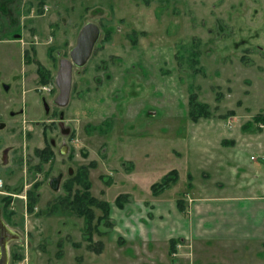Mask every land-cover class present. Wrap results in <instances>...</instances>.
<instances>
[{"label":"rangeland","instance_id":"rangeland-1","mask_svg":"<svg viewBox=\"0 0 264 264\" xmlns=\"http://www.w3.org/2000/svg\"><path fill=\"white\" fill-rule=\"evenodd\" d=\"M86 22L100 27V37L86 65L73 69L68 105L58 107L59 62ZM35 61L51 81L38 82ZM190 94L210 112L197 128ZM232 115L264 122V0H0V219L14 233L7 264H177L161 237L168 225L131 239L126 218L142 222L152 204L188 193L189 174L194 185L220 179L200 123ZM46 145L53 154L40 162L34 149ZM89 163L90 191L109 202L113 223H97L95 208L93 225L103 232L94 229L91 241L82 217L49 212L64 181ZM245 166L230 182L255 180ZM172 169L176 183L153 195L151 185ZM119 194L128 195L121 208Z\"/></svg>","mask_w":264,"mask_h":264},{"label":"crops","instance_id":"crops-1","mask_svg":"<svg viewBox=\"0 0 264 264\" xmlns=\"http://www.w3.org/2000/svg\"><path fill=\"white\" fill-rule=\"evenodd\" d=\"M233 118L235 122H230ZM258 122H239L232 115L224 122L200 123L201 133H209L204 149L214 152L207 155L220 179L208 186L194 185L190 174L188 193L152 204V214H143L142 222L126 218L125 233L131 239L137 232L142 237H155L168 225L161 237L164 241L173 239L176 247L183 248H175L171 254L177 264H264V130ZM198 123L193 121L195 128ZM198 139L194 137L195 142ZM246 150H255L256 158L250 155V161L246 160ZM245 165H250L255 180L230 182L239 169L245 171ZM259 177L263 180H256Z\"/></svg>","mask_w":264,"mask_h":264},{"label":"trees","instance_id":"trees-1","mask_svg":"<svg viewBox=\"0 0 264 264\" xmlns=\"http://www.w3.org/2000/svg\"><path fill=\"white\" fill-rule=\"evenodd\" d=\"M43 1H41L42 3ZM41 12V11H40ZM132 42L135 44L136 39L133 38ZM36 65V74L38 77V82L40 84L48 83L52 80L51 72L49 69H46L39 61H35ZM188 113L193 121H198L200 117H208L210 112L206 104L196 101L195 95L190 94L188 98ZM262 117L258 116L254 121H260ZM263 121V120H262ZM260 121V122H262ZM34 154L39 158L40 162H45L49 160L53 152L51 147L48 145L43 148L34 149ZM94 167L93 163L89 165H79L74 173L70 175L63 183L64 194L58 196L55 203L52 204L51 211L56 210L57 208H62L65 211H69L76 216L82 217L85 223L83 237L87 241H91V234L95 231L102 233L103 231L93 225V220L95 219V208H98L102 214L96 218L97 223L105 219L107 225H113L110 221V205L109 202L99 199L92 195L91 181L89 177V169ZM189 181L192 177L188 175ZM178 180V171L172 169L168 171L164 177L158 182H155L151 185V192L153 195H157L164 190L168 189L170 186L176 183ZM190 185V182L188 183ZM18 191V189H17ZM11 195L3 196V202L6 205L11 200ZM28 206L27 209L29 212L33 211L35 199L32 192H28ZM128 199L127 194H119L115 197L114 203L116 207H123L124 202ZM101 246V243H98ZM177 242L173 239L169 241V252L170 254L175 252ZM16 257V256H15Z\"/></svg>","mask_w":264,"mask_h":264},{"label":"water","instance_id":"water-1","mask_svg":"<svg viewBox=\"0 0 264 264\" xmlns=\"http://www.w3.org/2000/svg\"><path fill=\"white\" fill-rule=\"evenodd\" d=\"M100 37V27L93 22H86L79 29L75 44L69 51L68 58H62L59 62V68L55 75V85L58 93L54 99L58 107H65L70 100L72 89V72L74 68L83 67L90 59L94 47ZM58 177H53L51 187L56 190L58 187ZM12 231L0 219V264H7L8 249L5 236L10 237Z\"/></svg>","mask_w":264,"mask_h":264},{"label":"built area","instance_id":"built-area-1","mask_svg":"<svg viewBox=\"0 0 264 264\" xmlns=\"http://www.w3.org/2000/svg\"><path fill=\"white\" fill-rule=\"evenodd\" d=\"M41 90H43L45 92H50L51 88L49 86H42ZM258 127L261 128V129H264V122H259L258 123ZM251 159H255V157L251 156ZM262 159H264V154L262 155ZM2 187H3V183H2V181L0 179V193H3Z\"/></svg>","mask_w":264,"mask_h":264},{"label":"flooded vegetation","instance_id":"flooded-vegetation-1","mask_svg":"<svg viewBox=\"0 0 264 264\" xmlns=\"http://www.w3.org/2000/svg\"><path fill=\"white\" fill-rule=\"evenodd\" d=\"M60 153H64V149H63V147H61L60 148ZM60 179V178H59ZM59 179H57V181H58V183H59ZM53 183V181H51V182H49V184H52ZM54 184V183H53ZM51 186V185H50ZM25 198H27V196L25 197ZM3 222V221H2ZM4 223V222H3ZM5 224V223H4ZM14 233L12 232V234L10 235V237H8V236H5V239L7 240V243H8V241H9V239L11 238V236L13 235ZM7 243H6V245H7Z\"/></svg>","mask_w":264,"mask_h":264}]
</instances>
